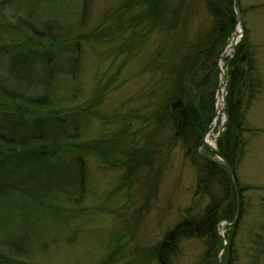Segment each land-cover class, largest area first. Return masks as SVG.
<instances>
[{
    "label": "trees",
    "instance_id": "16d2710c",
    "mask_svg": "<svg viewBox=\"0 0 264 264\" xmlns=\"http://www.w3.org/2000/svg\"><path fill=\"white\" fill-rule=\"evenodd\" d=\"M15 1L0 0V264H33L18 257L24 253L25 238L29 239V233L40 227L45 235L53 220L64 222L72 211L70 203L77 204L82 198V157L92 151L105 157L118 153L124 157L119 165L134 180L140 151H137L139 142H134L126 131L115 138L81 142L78 115H68L61 108L62 98L66 97H60L59 91L74 76L79 60L75 50L69 47L72 40L69 34L81 25L85 13L83 0H73L79 5L77 9L70 5L72 20L58 16L66 22V27L57 31L30 15H18L16 9L9 15L6 6H14ZM205 2L211 17L210 27L198 33L189 46L186 40H168L166 61L161 67L162 81L168 80L163 92L164 116L158 117L161 115L157 110L150 116L156 128L168 125L172 139L182 143L185 156L196 169L194 192L208 202L199 217L184 218L165 235L155 257L157 264H171L177 244L191 238L207 239L201 264H216L217 254L223 247L217 226L222 221L233 222L236 189L239 219L232 228L224 259L231 262L234 233L250 208L245 212L244 197L253 187L241 183L235 172L250 138L259 133L258 129L251 128L246 116L262 84L244 23L243 36L225 61L229 79L226 121L224 131L216 139V149L230 165L233 181L221 161L198 152L204 146V135L215 116L220 84L218 63L237 25L234 0ZM164 3L165 0L123 2L115 15L118 20L104 28L107 36L117 31L118 55L135 56L139 45H144L155 30L165 28L170 34L175 32L181 2L168 22L163 18L168 13ZM130 31L133 35L128 34ZM39 41L46 42L45 50L39 49ZM260 206L264 210V197ZM261 212L254 224L264 231V212Z\"/></svg>",
    "mask_w": 264,
    "mask_h": 264
},
{
    "label": "rangeland",
    "instance_id": "374dc122",
    "mask_svg": "<svg viewBox=\"0 0 264 264\" xmlns=\"http://www.w3.org/2000/svg\"><path fill=\"white\" fill-rule=\"evenodd\" d=\"M72 1L16 0L15 5H7L6 10L12 15L16 9L18 15H30L57 31L66 27L59 15L72 20L70 10L79 6ZM126 1H82L85 3L83 20L69 34L72 35L69 47L75 50L79 60L74 76L64 82L65 87L59 95L66 97L62 98L61 104V108L67 110L66 114L78 115L81 142L115 138L122 131H126L134 142H139L136 178L131 179L128 170L126 172L119 165L124 157L118 153L106 157L93 151L85 154L82 157V198L77 204L70 203L71 216L68 215L64 222L53 220L49 223L45 235L41 227L29 233L31 237L25 238L24 253L18 256L28 263L157 264L155 257L165 235L184 218L199 217L207 205L208 200L194 192L196 169L185 156L182 143L172 139L168 125L156 128L150 116L156 110L161 115L158 117L164 116L163 92L168 80L162 81L161 67L166 61L168 40H186L185 44L189 46L198 33L206 31L211 25L206 2L165 0L168 13L163 18L167 22L181 2L175 32L170 34L165 28L155 30L144 45H139L141 51L134 56L116 53L120 44L117 31L109 36L104 34V28L118 20L115 15ZM235 11L239 12L241 22H237L234 31L237 28L238 33L233 32L228 45L241 40L244 23L262 84L246 118L251 128L258 129L259 133L250 138L235 172L241 183L253 187L244 197L245 212L250 208L234 233V253L229 263L224 260L225 252L237 221L232 225L227 221L218 224L217 233L223 247L217 260L218 264H264V231L254 224L259 210L264 212L260 206L264 197V0H237ZM111 38L113 40L108 41ZM39 44L42 51L47 48L45 41H39ZM229 48L219 62L226 76L225 61L232 53L231 46ZM221 104L219 110L223 107V102ZM225 121L226 116L221 112L213 130L215 148ZM198 152L218 160L205 146ZM206 243V238L180 241L171 264H201Z\"/></svg>",
    "mask_w": 264,
    "mask_h": 264
},
{
    "label": "water",
    "instance_id": "95a60500",
    "mask_svg": "<svg viewBox=\"0 0 264 264\" xmlns=\"http://www.w3.org/2000/svg\"><path fill=\"white\" fill-rule=\"evenodd\" d=\"M234 2H235V4L237 5V0H234ZM236 14H237V22L240 24V15H239V12L237 11L236 12ZM235 45H236V42L234 41V43L232 44V49L234 50V47H235ZM227 66V65H226ZM226 83L224 84V96H225V94H226V90H227V83H228V76H226ZM221 84V83H220ZM220 84H219V86H220ZM224 96H223V100H224ZM221 112H225V105L223 106V108H222V110H221ZM212 127H213V125H212V123H211V125L208 127V131L210 130V129H212ZM207 131V132H208ZM205 136V135H204ZM203 145L211 152V153H213L214 155H215V157L219 160V161H221L225 166H226V169H227V172H228V175L230 176V178L232 179V181H233V177H232V170H231V167H230V165L222 158V156L219 154V152L217 151V149L214 147V146H211V145H209V144H206L205 142H204V140H203ZM235 193H236V213H235V216H234V220H233V222L231 223V225L232 224H234L236 221H237V217H238V210H239V196H238V192L236 191V189H235ZM216 264H218V260H217V262H216Z\"/></svg>",
    "mask_w": 264,
    "mask_h": 264
},
{
    "label": "bare ground",
    "instance_id": "6f19581e",
    "mask_svg": "<svg viewBox=\"0 0 264 264\" xmlns=\"http://www.w3.org/2000/svg\"><path fill=\"white\" fill-rule=\"evenodd\" d=\"M234 32H236V34L238 33V30H237V28H236V30L234 31ZM234 36H236L235 34H234ZM233 39V38H232ZM227 52V51H226ZM226 52L224 53V56L226 55ZM229 52V51H228ZM223 57V56H222ZM222 60V58L219 60V62ZM218 66H219V70H220V78H221V84H220V86L218 87V91H219V93L217 92L216 93V100H217V102H216V104H215V116H214V119H213V121H212V125H213V127H212V129H210L206 134H205V136H204V142L206 143V144H209V145H211V146H214V143H213V140H212V138H213V130H214V128L216 127V124H217V118L219 117V115L221 114V110H219V107H220V105H222L221 104V102H223V106H224V100H223V95L221 96V92L224 94V84H225V82H224V77H225V72H224V69H223V67H222V65H220L219 63H218ZM223 108V107H222Z\"/></svg>",
    "mask_w": 264,
    "mask_h": 264
}]
</instances>
